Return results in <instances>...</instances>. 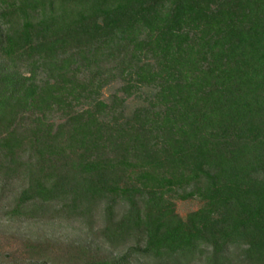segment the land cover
<instances>
[{
  "label": "trees",
  "instance_id": "16d2710c",
  "mask_svg": "<svg viewBox=\"0 0 264 264\" xmlns=\"http://www.w3.org/2000/svg\"><path fill=\"white\" fill-rule=\"evenodd\" d=\"M0 211L115 253L0 264H264V0H0Z\"/></svg>",
  "mask_w": 264,
  "mask_h": 264
},
{
  "label": "rangeland",
  "instance_id": "374dc122",
  "mask_svg": "<svg viewBox=\"0 0 264 264\" xmlns=\"http://www.w3.org/2000/svg\"><path fill=\"white\" fill-rule=\"evenodd\" d=\"M107 94V93H106ZM132 105L137 104L132 101ZM181 192V191H179ZM10 196L9 192H6ZM7 199L4 198L3 205ZM1 203V204H2ZM177 210L182 214L196 209L199 201L176 199ZM126 208L125 202L117 198L114 209L122 212ZM102 225L101 218L97 217L92 228L82 221L75 220H7L0 211V246L2 250L8 251L23 258V243L27 241L41 242L55 249H68L72 246H84L96 256L114 255L107 244L103 243L97 234V229ZM63 247V248H62ZM62 250V251H63ZM131 264H146L142 260H133Z\"/></svg>",
  "mask_w": 264,
  "mask_h": 264
}]
</instances>
